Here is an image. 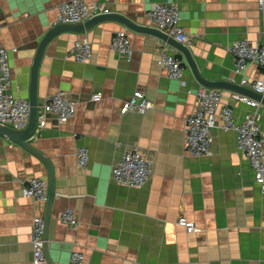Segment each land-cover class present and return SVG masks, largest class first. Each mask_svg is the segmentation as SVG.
Listing matches in <instances>:
<instances>
[{
    "label": "crops",
    "instance_id": "obj_1",
    "mask_svg": "<svg viewBox=\"0 0 264 264\" xmlns=\"http://www.w3.org/2000/svg\"><path fill=\"white\" fill-rule=\"evenodd\" d=\"M64 1L0 0V42L16 49L9 55L11 91L22 98L28 99L38 44ZM165 1L178 5L185 44L204 79L239 84L242 77H261L253 63L235 74L228 50L240 39L264 42L257 0H86L148 26V8ZM124 29L131 43L129 57L110 47L114 33ZM82 37L92 50L86 63L70 54ZM165 42L115 20L96 22L83 32H62L48 42L37 74L38 111L48 95L62 91L75 102L76 112L66 123L48 114L45 126L32 137L31 144L52 168L49 206L47 200L21 194V181L31 177L44 179L49 191L45 163L0 137V264H32L36 216L44 220L49 264H69L73 251L81 252L87 264H264V193L236 147L233 131L212 127L210 153H186L185 119L203 85L188 65L183 82L167 76L159 63ZM136 90L152 108L122 113L123 102ZM220 90V105H231L236 120H242L251 107L237 93ZM259 102L264 129V103ZM131 145L140 147L151 163V177L141 188L111 178L112 166ZM79 146L89 151L86 169L76 163ZM65 208L77 213L73 229L59 220ZM181 218L196 230L188 232L178 223Z\"/></svg>",
    "mask_w": 264,
    "mask_h": 264
},
{
    "label": "built area",
    "instance_id": "obj_2",
    "mask_svg": "<svg viewBox=\"0 0 264 264\" xmlns=\"http://www.w3.org/2000/svg\"><path fill=\"white\" fill-rule=\"evenodd\" d=\"M257 4L261 16L264 17V0H257ZM109 12V8L102 3L66 0L58 6L54 25L83 23L95 15ZM146 16L152 27L166 33L179 43L186 42L187 35L179 25V7L176 3L166 1L153 3L146 11ZM110 47L120 56H130L131 43L126 29L114 33ZM170 49L173 51L170 52ZM228 50L234 56L235 74H242L248 63L256 64L261 69L262 75L259 79L248 80L242 77L239 84L264 94V42L252 43L247 38L240 39L233 41L228 46ZM15 51V48L7 49L0 42V124L19 130L28 123L30 105L28 99L11 91L9 55ZM70 52L74 60L86 63L92 56L91 44L86 37H82L74 41ZM159 63L169 78L183 82L185 60L166 42L161 47ZM195 96L196 106L185 119L186 153L192 156L209 154V146L213 137L212 127L223 131H233L236 147L245 155L253 171L254 181L259 184L264 193V129L260 125V102L246 94L237 93L236 97L247 103L251 109L242 120H236L231 105H220L222 97L220 89L201 86L197 89ZM152 106V102L142 92L136 90L129 99L123 102L120 111L125 113L128 110H134L144 113ZM75 112V102L64 92L59 91L48 95L41 110L38 111L35 132L45 126L48 114L54 115L59 123H66L75 115ZM73 136L77 137L78 134L74 133ZM75 156L78 167L86 169L89 162L88 148L76 147ZM151 173L150 160L137 145L127 147L111 168L112 181L134 188L146 185ZM21 194L37 202H45L48 197V184L40 177L23 179ZM59 220L69 229H73L78 224L77 213L73 208H65L60 213ZM178 223L188 232L196 230L194 224L184 218L179 219ZM44 229L43 218L34 217L31 227L32 264L46 263ZM69 264H87V262L81 252L73 251L70 254Z\"/></svg>",
    "mask_w": 264,
    "mask_h": 264
},
{
    "label": "water",
    "instance_id": "obj_3",
    "mask_svg": "<svg viewBox=\"0 0 264 264\" xmlns=\"http://www.w3.org/2000/svg\"><path fill=\"white\" fill-rule=\"evenodd\" d=\"M109 20L119 21L120 23H122L124 26H126L129 29L150 33L166 41L169 45H171L174 49H176L179 52V54L184 58L186 65L190 67L195 79L204 87L227 89V90H231L236 93L247 94L250 97L255 98L256 100H259L262 103H264V94L257 93L248 87H245V86H242L236 83H231L228 81H222V80L209 81V80L204 79L199 74L196 63L189 50V47L185 43H179L175 41L172 37L168 36L166 33L161 32L152 26L136 24L133 21L127 19L126 17L118 13L109 12V13L95 15L94 17L88 19L87 21L83 23H78V24L53 25L50 29L46 31V33L41 38L38 44L36 53H35L33 63H32L31 76H30V87H29V95H28L30 109H29V120H28L27 125L23 129L17 130V129H12L8 126L0 124V137L1 138H4L8 140L9 142H12L26 149L27 151H29L30 153H32L33 155H35L36 157H38L45 163L48 169V178H49V191H48V197H47L48 206H49V202H51V200L54 197V189H53V184H52V179H53L52 168H51L50 162L31 144L32 137L35 133L36 125H37V114H38L37 74H38L39 64L44 54L46 45L55 36L59 35L62 32H68V31L83 32L96 22L109 21ZM44 240H46L45 236H44ZM46 261L49 264V261L47 259Z\"/></svg>",
    "mask_w": 264,
    "mask_h": 264
}]
</instances>
